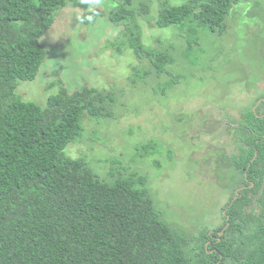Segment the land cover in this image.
Returning a JSON list of instances; mask_svg holds the SVG:
<instances>
[{"label": "trees", "instance_id": "1", "mask_svg": "<svg viewBox=\"0 0 264 264\" xmlns=\"http://www.w3.org/2000/svg\"><path fill=\"white\" fill-rule=\"evenodd\" d=\"M71 1L83 9L78 21L86 26L108 17L125 27L126 41L108 46L121 52L128 42L138 58L149 60L146 70L135 72L136 85L158 82L177 66L173 45L155 48L144 41L139 18L150 20L152 5L113 0L106 13ZM156 1L157 26L173 28L191 50L205 37H227L233 9L248 0ZM66 6V0H0V264H264V100L245 114L238 152L224 160L235 171L232 185L239 179L244 188L224 208L218 230L225 235L204 230L191 237L163 219L149 177L112 172L103 180L85 160L67 155L87 115L111 117L114 93L90 87L71 92L59 79L48 86L59 92L46 107L18 94L21 82L37 80L49 55L41 41ZM140 149L155 155L157 144Z\"/></svg>", "mask_w": 264, "mask_h": 264}, {"label": "rangeland", "instance_id": "2", "mask_svg": "<svg viewBox=\"0 0 264 264\" xmlns=\"http://www.w3.org/2000/svg\"><path fill=\"white\" fill-rule=\"evenodd\" d=\"M66 1L41 41L49 55L37 80L21 82L18 94L46 107L59 92L48 86L59 79L71 92L90 87L114 93L111 117L87 115L85 131L67 155L85 160L103 180L112 172L144 174L167 224L191 237L204 230L224 236L226 231L218 230L224 208L244 189L242 180L232 185L235 171L224 160L238 152V126L245 114L264 100V0L236 6L227 37H205L191 50L173 28L157 26V1L141 0L152 5L150 20L139 18L145 43L173 45L178 64L160 81L139 85L133 82L135 72L146 70L149 60L138 58L128 42L121 52L108 46L126 41L125 27L108 17L86 26L78 21L83 9ZM81 2L106 13L115 6L113 0ZM174 81L177 85L170 87ZM150 141L157 144L155 155L140 149ZM252 205L262 207L258 200Z\"/></svg>", "mask_w": 264, "mask_h": 264}, {"label": "water", "instance_id": "3", "mask_svg": "<svg viewBox=\"0 0 264 264\" xmlns=\"http://www.w3.org/2000/svg\"><path fill=\"white\" fill-rule=\"evenodd\" d=\"M256 110V109H255Z\"/></svg>", "mask_w": 264, "mask_h": 264}]
</instances>
